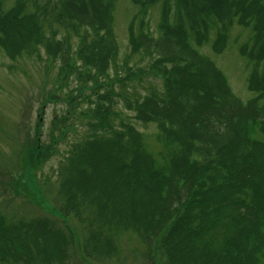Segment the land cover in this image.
Masks as SVG:
<instances>
[{
	"label": "trees",
	"instance_id": "obj_1",
	"mask_svg": "<svg viewBox=\"0 0 264 264\" xmlns=\"http://www.w3.org/2000/svg\"><path fill=\"white\" fill-rule=\"evenodd\" d=\"M133 2L143 12L130 26L131 50L148 58L141 73L161 76L163 87L123 104L175 143L167 171L132 122L111 120L119 115L118 80H107L119 55L116 0H0V48L18 56L44 46L62 80L77 82L52 124L61 131L70 113L89 107L90 133L60 168L58 211L87 224L88 253L110 251L112 232L132 230L166 264H264V0H175L172 14L167 0ZM158 3L155 33L146 14ZM236 24L251 30L239 47L251 63L247 100L199 49L215 33L211 46L221 51ZM28 148H40V137ZM71 236L47 218L8 225L0 215V264L62 262Z\"/></svg>",
	"mask_w": 264,
	"mask_h": 264
},
{
	"label": "rangeland",
	"instance_id": "obj_2",
	"mask_svg": "<svg viewBox=\"0 0 264 264\" xmlns=\"http://www.w3.org/2000/svg\"><path fill=\"white\" fill-rule=\"evenodd\" d=\"M15 1L6 0L7 6ZM174 1L167 0L171 14ZM162 11L161 3L147 10L146 20L155 33ZM142 12L133 0H116L113 27L119 55L117 65L110 68L107 80L117 79L121 83H115L119 103L114 110L119 115H114L111 120L118 126L121 117L132 122L141 132L146 152L158 169L167 171L174 155L175 143L161 133L155 122L139 119L134 111L128 110L123 104L125 95L135 97L144 94L148 88L163 87L161 76L141 73L147 69L145 62L148 58L144 59L140 53L131 50L130 26L139 24ZM250 36L249 28L236 24L230 29L229 40L221 51L211 46L215 33L207 44L199 48L216 63L233 92L243 100L254 95L247 86L251 63L239 51L240 45ZM39 51L38 54L12 56L0 48V215L8 225L47 218L55 228L68 231L72 235L68 256L56 264H166L163 258L153 253L150 243H146L132 230L112 232L114 237L111 235L110 251L88 253L84 247L87 224L79 218L67 219L59 213L58 209L63 205L59 192L60 168L65 165L67 151L72 144L84 140L90 133V116L87 117L83 112L89 107L85 108L84 103L76 112L70 113L68 124L63 125L61 131L57 124H52L56 111L60 114L63 112L66 104L63 99L68 90L76 88L77 82L70 83L66 78L62 80L59 61L52 62L44 46ZM125 71L126 74L123 73ZM118 74L126 77L124 87H121L122 77ZM82 89H86L85 94L90 93L89 88ZM39 137L40 148L36 151L29 149V142H38L39 147ZM7 264L19 263L11 259ZM36 264L44 262L42 260Z\"/></svg>",
	"mask_w": 264,
	"mask_h": 264
}]
</instances>
